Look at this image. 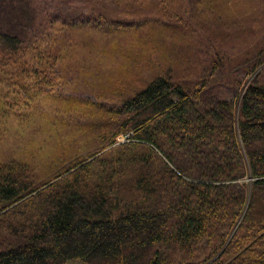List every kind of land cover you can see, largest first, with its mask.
Masks as SVG:
<instances>
[{
    "label": "trees",
    "instance_id": "16d2710c",
    "mask_svg": "<svg viewBox=\"0 0 264 264\" xmlns=\"http://www.w3.org/2000/svg\"><path fill=\"white\" fill-rule=\"evenodd\" d=\"M114 1L68 38L0 26L4 105L45 104L38 168L0 159V264H264V38L244 82L188 0Z\"/></svg>",
    "mask_w": 264,
    "mask_h": 264
},
{
    "label": "rangeland",
    "instance_id": "374dc122",
    "mask_svg": "<svg viewBox=\"0 0 264 264\" xmlns=\"http://www.w3.org/2000/svg\"><path fill=\"white\" fill-rule=\"evenodd\" d=\"M187 5L189 7L184 11V17L193 33L190 35L192 40H200L204 47L214 44L232 66L229 71L225 68L228 72L239 73L244 82L252 79L256 70L242 73L245 62L241 63L240 59L254 43L264 38V0H188ZM120 7V3L117 6L114 0H0V26L14 30L25 28L22 31L27 33V37L35 30V34L41 37L46 34L48 37L62 38L59 32L61 31L64 37L68 38L66 18L70 23H79L82 18L90 16L102 18L111 13L116 17L114 13H119ZM142 11L146 14L150 10L144 8ZM58 24H62V27L57 26ZM59 73L57 71L56 75ZM224 87L223 95L233 101H236V96L243 91V87L236 91ZM8 89L9 85L0 83V159L15 160L28 157L29 163L38 168L35 164L37 161H34L37 158L30 156L31 153L27 150V141L37 135L29 129V124L31 119H35L32 127L34 130L39 129V124L44 119L42 112L45 111V104L42 102V106L40 102L35 103V98L26 93L19 94L16 99L20 105L14 104L19 110L13 113V109L3 103L5 99L12 97ZM25 100H30L28 105H25ZM126 136L118 134L117 142L126 140ZM51 145L43 142L39 146V151L45 159ZM249 180L247 178L242 181L246 183ZM67 264L81 262L71 261Z\"/></svg>",
    "mask_w": 264,
    "mask_h": 264
}]
</instances>
